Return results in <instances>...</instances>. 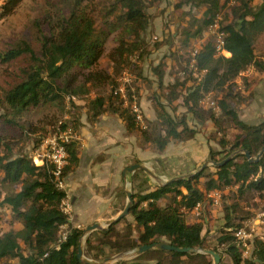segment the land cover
<instances>
[{
  "label": "trees",
  "instance_id": "16d2710c",
  "mask_svg": "<svg viewBox=\"0 0 264 264\" xmlns=\"http://www.w3.org/2000/svg\"><path fill=\"white\" fill-rule=\"evenodd\" d=\"M23 1L0 0V21L12 15ZM160 1L109 0L99 5L96 0H62L34 20V41L20 38L0 51V63L6 65L4 84L0 85V185L11 188L0 195V205L11 217L7 228L0 231V263L84 264L76 257L82 229L72 226L61 207L66 193L56 187L50 164L36 165L23 152L26 142L34 140L38 144L48 131L55 132L69 124L76 129L79 109L85 108L92 122L104 112L118 114L128 131L138 132L162 151L169 141L189 140L198 133L188 125L185 114L174 116L168 110L167 107L174 108V101H179L195 120L203 124L210 121L215 127L216 147H209L208 159L220 162L232 157L222 165L212 166L213 170L204 167L183 178L132 193L134 201L128 214L133 221H127V214L105 230L90 232L84 253L98 261L106 247L121 252L166 242L177 247L210 249L220 255L218 264H222L224 255L231 264H264V238L255 236L250 255L244 257L234 235L243 226V218L235 214L243 195L255 192L264 198V154L257 162H249L242 152L247 150L255 157L260 151L264 145V120L251 124L238 115V107L247 98L244 91L251 83L244 72L250 67L264 71V51L257 55L255 47L256 40L264 34V0L258 4L254 0H235V5L230 0H175L177 9L187 6L189 11L197 8L202 13L192 15L181 42L177 33L167 37L174 59L180 57V51H184L181 55L186 52V75L183 68L176 73L178 64L173 62L174 80L163 85L165 61L153 67L160 84L158 93L151 96L156 120L143 128L120 95L114 93V79L132 55L142 60L149 21L146 9ZM228 4L230 12L224 14ZM218 14L222 17L220 28L225 32L224 48L230 55L217 54L213 38L206 37L199 43L191 66L194 43ZM113 34L115 45L106 51L107 40ZM102 57L111 64V73L101 69ZM135 73L138 80V64ZM238 78L243 81V89L237 85ZM107 85H112L110 91L91 96L93 90ZM207 94L213 95L214 105L209 109L201 103ZM72 97L83 104H77ZM128 97L131 100L130 92ZM69 102L73 112L65 119ZM66 150L64 177L78 162L73 139L66 143ZM225 188L235 190L237 202L224 205L225 214L217 226L206 227L208 218L203 211L207 202H212L209 194L218 191L225 198ZM198 203L199 218L187 221V214L193 213ZM3 218L0 210V222ZM121 222L123 228L116 230ZM14 223L21 226L16 228ZM64 226L66 238L59 241ZM149 253L156 257L141 260ZM212 262V255L206 253L150 249L115 264Z\"/></svg>",
  "mask_w": 264,
  "mask_h": 264
},
{
  "label": "crops",
  "instance_id": "0c3cea01",
  "mask_svg": "<svg viewBox=\"0 0 264 264\" xmlns=\"http://www.w3.org/2000/svg\"><path fill=\"white\" fill-rule=\"evenodd\" d=\"M163 3L164 1L159 2V5ZM171 35L174 37L176 32ZM170 49L171 46L169 51ZM162 60L166 59L160 61ZM165 63L163 85H168L173 82L176 74L170 71V62ZM255 72L258 76L254 81L250 80L248 89L244 91L247 98L238 107L240 119L251 124L264 120V71ZM154 75L156 84L151 89L146 87L149 93L159 91V80L157 75ZM141 77H144L142 72ZM144 79L148 81L147 78ZM138 93L141 95L139 104L146 113L145 119L149 123L153 122L156 120V113L152 94H148V98L143 96V89L140 87ZM177 103L179 104V101H174L173 104ZM167 108L170 111L169 107ZM80 110L84 112H78L79 118L72 138L76 143L78 162L65 176L64 189L72 212L69 218L72 226L86 228L105 218L117 216L123 210L120 204L127 202V190L136 193L145 186L161 185L177 176L185 177L198 171L202 164L209 160L210 143L206 137L200 138L199 132L189 140L169 141L162 151H158L138 132L128 131L118 114L104 112L92 122L88 120L85 108ZM136 163L145 166L150 164L154 176L141 169L126 171V167Z\"/></svg>",
  "mask_w": 264,
  "mask_h": 264
},
{
  "label": "rangeland",
  "instance_id": "374dc122",
  "mask_svg": "<svg viewBox=\"0 0 264 264\" xmlns=\"http://www.w3.org/2000/svg\"><path fill=\"white\" fill-rule=\"evenodd\" d=\"M62 0H24L20 6L17 8V10L10 16L2 19L0 21V51L6 49L9 47V45L16 40L20 38H25L27 40L34 41L35 35H36V27L34 26V20L36 18H40L43 11L47 9L50 5L54 4H60ZM109 0H96V2L99 5H105ZM164 1L163 4H154V5H149L146 9V12L148 14V26L145 31V51H143V57L142 60L140 61L137 58V54H134L130 57V60L128 64L124 67V69L119 73L116 74L115 79H114V88L119 86L121 84V79L124 75V72H130L134 77H133V82L131 83V88L128 86L127 88L134 90L136 97L138 98V102L140 103L139 99L141 95H139L138 90L139 87L143 89V96L146 95L148 98L149 89H151L152 86H154L155 83V75L153 74V66L157 64L161 59H166L171 66L173 65V62L178 64L177 69H175V72L179 69H184L185 70V75H186V52L182 54L184 51H180L178 54L180 57L177 56L176 59L173 58L172 52L169 51V42L166 41L167 37L170 36L172 33H177L180 41L181 38H183V32L184 28H187V26L190 25V22L192 20V15H200L202 13V9H197L194 8L193 10L189 11V8L186 6L184 7V10L180 8L175 7V0H161ZM160 1V2H161ZM238 1V0H237ZM260 0H254L253 3L258 4ZM234 3L235 0H234ZM233 3V5H235ZM237 4V3H236ZM229 5V4H228ZM161 6V7H160ZM230 5L227 6L223 12L224 14H227L230 12ZM232 15V14H231ZM229 16L230 18L232 16ZM206 37H209L212 39L210 36V33L208 31H205L202 35V37L195 42V45H198L201 43L203 39ZM114 34L110 35L107 43H106V51L109 50L112 46L115 45L114 42ZM213 40V39H212ZM177 46V44H176ZM256 47V54L261 55L262 52L264 51V34L259 36L258 40H256L255 43ZM179 61V63H178ZM140 65L141 72L143 73V76L147 78L148 81H145L144 77H139L137 79V75L135 73V65ZM100 67L103 70H107L108 72H112V66L108 62V60L105 57L101 58L100 61ZM99 67V68H100ZM6 68V65L0 63V85L4 84V70ZM170 71H174V67L172 66ZM114 73V72H113ZM244 75L247 77L248 80H255L254 78H257L258 75H256L255 69L250 67L248 70L244 72ZM167 79V78H165ZM143 85V86H142ZM237 85L240 89H243V81L241 78L237 79ZM112 85H107L105 88L101 89H95L92 91L91 96H95L98 93H107L110 91ZM148 87V88H146ZM238 89V90H240ZM155 90V89H154ZM153 92V89H152ZM152 94V93H151ZM75 101L77 104L82 105L83 101L79 100L78 98H75ZM213 101V95L212 94H207L204 96L202 99L201 103L202 106L205 109H209L212 105L211 102ZM174 105V104H173ZM180 104H176L173 107H169L171 114L174 116H180L182 114L186 115V119L188 121V125L195 127L196 130H198L200 134V138L205 137L208 139L207 142L210 143V147H216V142H215V127L212 125L210 121H206L205 124L198 122L195 120L192 116L191 113L186 112L185 107H181ZM141 106V105H140ZM77 109V108H76ZM75 109V110H76ZM81 109V108H80ZM80 113L82 110H80ZM143 113H144V118L146 113L144 112V109L142 108ZM214 110V109H212ZM68 113L65 115V119H68L70 116V112L72 110L71 104L69 102L68 105ZM217 111V110H214ZM2 112V109L0 108V113ZM84 112V111H83ZM82 112V113H83ZM146 124L148 125V120L145 119ZM257 123V122H256ZM70 125V124H69ZM228 132H232L230 129L227 130ZM53 132H49L46 134V136L42 139V141L49 135L53 134ZM219 136V135H217ZM38 142V144L34 143V140L28 141L24 144L22 150L25 154L30 156L35 149L39 146V144L42 142ZM148 168H150V164H146ZM212 164H208L206 167H209L210 170H213ZM151 170V168H150ZM142 187L143 186V181L140 182ZM126 188H129V184H126ZM148 187V186H145ZM11 190L10 187L8 186H1L0 185V195L5 194L6 192H9ZM222 194H225V198L221 197L220 204L214 205L212 204L211 200L210 202L205 205V209L203 211V216L208 218V222L206 224V227L209 224H217L221 222V217L225 214L224 211V205H231L234 202H237V199L235 197V190H228L225 188L222 192ZM167 199H164V202H166ZM125 205V202L123 201L120 204L121 210L123 209ZM0 210L2 214L4 215L3 220L0 222V231H3L4 229L7 228L8 222L11 219L9 216V211L4 208V206L0 205ZM235 214L238 215V217L243 218L242 225H245L248 223V225H253V233L258 234V236H263L264 238V198H260L255 192H247L243 195V198L240 200L239 205L235 211ZM69 218L72 216V212L68 214ZM115 217V216H114ZM110 218H105L103 221L99 222L102 226H104V229H95V230H105L109 226L107 225V222ZM127 221H133V217L131 215L126 216ZM187 221H191L193 219L199 218V215L196 213H189L186 216ZM201 219V218H200ZM16 228H19L21 225L20 223H14ZM124 226V222H121L120 224L117 225L116 230L122 229ZM80 228V227H79ZM82 233L83 230L85 229L84 226H81ZM67 230V227H63L60 232V236L63 232ZM94 231V230H93ZM92 232V231H91ZM82 235V234H81ZM87 236V235H86ZM97 236V235H95ZM85 239L86 237H83L81 239V244L83 248V257L90 259L92 262H102L104 261L105 258H111L105 262V264H115L120 261H129L131 259H134L136 256H133L132 252L135 251L136 249L128 250V251H121V252H115L110 248H105L101 251L99 255H101L98 258V261H93L90 257L86 256L84 253V245H85ZM93 252L97 253L96 249H93ZM119 254H122L120 256H117ZM156 257L155 253H149L146 255L141 256V260H151ZM213 261V257H212ZM213 263V262H212ZM0 264H4L3 262ZM222 264H231V261L227 255L223 256V262Z\"/></svg>",
  "mask_w": 264,
  "mask_h": 264
},
{
  "label": "built area",
  "instance_id": "2783aa9c",
  "mask_svg": "<svg viewBox=\"0 0 264 264\" xmlns=\"http://www.w3.org/2000/svg\"><path fill=\"white\" fill-rule=\"evenodd\" d=\"M234 0H230V4H233ZM222 19L221 15L218 14L214 21L207 27V31L210 33V36L215 42V50L217 54H222L224 56H229L230 52L224 48V37L225 32L220 28V20ZM196 45L194 50L191 52V66L194 62V55L197 51ZM133 75L130 72H124V75L121 79V84L114 89L115 94H119L120 97L124 100V105H128L130 111L135 116L136 122L143 128L146 127V122L144 118L143 110L137 100L133 90L130 89L131 100H129L128 86L131 88V83L133 82ZM72 100H75V97H72ZM213 106L214 103L211 102ZM74 137L73 128L68 125L64 129H58L53 134L47 136L35 149V151L29 156L34 164H50L52 166V172L54 176V182L57 188L64 190L65 189V177L63 176V168L68 162V153L66 150V143L72 140ZM65 191V190H64ZM209 196L212 199V204L218 205L221 201V194L218 191H212ZM62 210L67 215L70 213V205L66 200V197L62 201ZM201 205L198 203L194 209L193 213L200 214ZM114 218V217H113ZM264 224V222H263ZM253 225H245L237 228L234 231L235 237L238 239L239 244L242 248V254L244 257H248L252 250V241L255 236L258 234L253 233ZM67 232H63L60 236L59 241L66 238ZM263 238V236H260ZM58 244V243H57Z\"/></svg>",
  "mask_w": 264,
  "mask_h": 264
},
{
  "label": "water",
  "instance_id": "95a60500",
  "mask_svg": "<svg viewBox=\"0 0 264 264\" xmlns=\"http://www.w3.org/2000/svg\"><path fill=\"white\" fill-rule=\"evenodd\" d=\"M242 152L244 153L245 157L248 159L249 162H257L261 158V156L264 154V145L261 147L260 151L255 155V157L251 156L247 150H243ZM235 153H237V152H234V154ZM231 157L232 156H229L220 162L208 160L202 164L200 169L206 167L210 163L213 166L222 165L225 161H227ZM135 169H141V170L145 171L147 174L154 176V174L151 172L150 169H148L145 165H141L139 163L132 164V165L126 167V171H129V172H131ZM126 171L124 172V174L126 173ZM189 175H191V174H189ZM180 178H183V176L173 177L170 180H177ZM126 195H127V202H126L123 210L117 216L108 220V222H107L108 226L119 221L121 218H123L124 216H126L129 213L131 204L133 202V198H132V193L128 190L126 191ZM104 228H105L104 226H102L100 223L96 222V223H93L91 225H88L83 230V233L79 238V244H78V249H77V254H76L77 260L80 263H84V264H105V262L107 260L111 259V258H105L104 261H102V262H92L90 259L83 257V248H82V244H81V239L83 237H86V235H88L91 231H93L95 229H104ZM150 249H161V250H169V251H177V252H201V253H206V254L212 255L213 264H218L220 261V255L217 252H214L210 249L193 248V247H177V246H173V245L166 243V242H153L151 244L141 245L135 251H133L132 254H133V256H136V255H139L142 252L150 250ZM120 255H122V254H119L117 256H120Z\"/></svg>",
  "mask_w": 264,
  "mask_h": 264
}]
</instances>
